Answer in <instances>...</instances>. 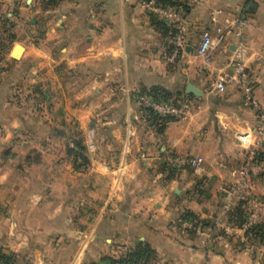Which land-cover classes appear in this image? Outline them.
<instances>
[{"label": "crops", "instance_id": "obj_1", "mask_svg": "<svg viewBox=\"0 0 264 264\" xmlns=\"http://www.w3.org/2000/svg\"><path fill=\"white\" fill-rule=\"evenodd\" d=\"M175 1L191 47L172 63L173 36L138 0H0V251L17 264H99L140 251L147 264H264V238L223 212L222 193L240 180L236 137L256 127V108L235 85L213 87L232 74L241 40L264 108V0ZM214 11L227 34L206 63L196 48L216 34ZM189 83L204 96L188 95ZM158 90L189 98L188 116L160 121L135 98ZM77 144L84 157L69 154ZM170 154L203 157L202 174L166 169ZM252 185L264 199V174ZM184 213L201 234L178 224Z\"/></svg>", "mask_w": 264, "mask_h": 264}, {"label": "built area", "instance_id": "obj_2", "mask_svg": "<svg viewBox=\"0 0 264 264\" xmlns=\"http://www.w3.org/2000/svg\"><path fill=\"white\" fill-rule=\"evenodd\" d=\"M138 2L152 20L162 23L173 36V52L170 61L174 63L182 52L191 47L184 24L183 11L180 8L165 6L162 0H138ZM220 15V11L211 13V20L216 26V34L214 35L209 31L204 32L197 44L196 52L206 63L211 61L216 48L223 45L227 34L226 30L219 26ZM241 36V31H238L237 37L241 39ZM244 61V44L239 40L237 50L228 64V67L233 71L232 74H223L217 79L213 87L215 92L223 93L226 87L235 85L243 91L245 105L256 108V127L245 133H239L236 137L239 147L246 152L245 164L238 172L240 180L238 183L226 186L222 190L224 195L223 212L227 215L233 213L237 208L241 209L243 219L241 230L247 232L257 226L264 225V199L254 193L252 185L254 178L264 174V162L256 160L258 153L264 150V108L257 103L253 96ZM135 98L145 110L151 113L152 117L160 121L184 120L192 108L191 100L184 96H175L167 100L140 94L136 95ZM91 139L92 136H88L87 148L89 151L94 148ZM162 162L163 166L170 171L189 168L197 176L202 174L205 164L203 157L184 158L175 154L167 155ZM178 224L184 230L197 235L201 234V227L196 221L180 219ZM226 232L229 233V230H226ZM99 264L143 263L133 262L124 257L114 260V262L108 261Z\"/></svg>", "mask_w": 264, "mask_h": 264}, {"label": "trees", "instance_id": "obj_3", "mask_svg": "<svg viewBox=\"0 0 264 264\" xmlns=\"http://www.w3.org/2000/svg\"><path fill=\"white\" fill-rule=\"evenodd\" d=\"M62 1H64V0H42V2L49 7H56ZM162 3L168 7H177L179 5L175 0H162ZM154 22L161 31H163L165 34H170L169 30L162 23L157 22V21H154ZM150 95L156 99H162L163 98V99L169 100V99L173 98L169 93L159 91V90L153 92V94H150ZM146 111L151 115V113L148 110H146ZM75 150H76V152L80 153V155L82 157H84L83 156L84 148L81 145L77 144L76 148L73 150H70L69 154H73L75 152ZM256 160L260 161V162L261 161L264 162V150H262L258 153ZM241 214H242L241 209L237 208V209H235V211L233 213H231V216H233L237 219L239 218V220H238L239 224L242 226L243 219H242ZM181 219L182 220L196 221V218L189 213L182 214ZM249 231H250L249 233H252L255 236L264 238V225L257 226L254 229L249 230ZM148 256H149L148 252L140 251L137 254H130L129 253L126 256V258L128 260L133 261V262H141L143 264H147L146 262L148 261ZM109 262H114V260H110ZM17 263L18 262H17L16 257L14 255L5 254L4 252L0 251V264H17Z\"/></svg>", "mask_w": 264, "mask_h": 264}, {"label": "water", "instance_id": "obj_4", "mask_svg": "<svg viewBox=\"0 0 264 264\" xmlns=\"http://www.w3.org/2000/svg\"><path fill=\"white\" fill-rule=\"evenodd\" d=\"M21 52H22V48L21 47H18V49L16 50V52L13 54V57L15 59H19L20 58V55H21ZM186 93L188 95H191V96H194V97H198V98H201L204 96V93L199 90L194 84L192 83H189L187 85V88H186Z\"/></svg>", "mask_w": 264, "mask_h": 264}, {"label": "rangeland", "instance_id": "obj_5", "mask_svg": "<svg viewBox=\"0 0 264 264\" xmlns=\"http://www.w3.org/2000/svg\"><path fill=\"white\" fill-rule=\"evenodd\" d=\"M21 3L25 4V1H22ZM36 5H38V4H36ZM39 7H40V6H39ZM36 8H38V7H36ZM12 10H13V8H12ZM3 12H6L5 14H8V13L11 12V11H10V9H7V8H6V9H4ZM32 37H34L35 39L37 38V37H36V34L32 35Z\"/></svg>", "mask_w": 264, "mask_h": 264}]
</instances>
